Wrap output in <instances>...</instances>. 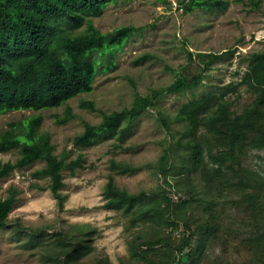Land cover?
Masks as SVG:
<instances>
[{
  "label": "rangeland",
  "instance_id": "obj_1",
  "mask_svg": "<svg viewBox=\"0 0 264 264\" xmlns=\"http://www.w3.org/2000/svg\"><path fill=\"white\" fill-rule=\"evenodd\" d=\"M185 2L188 0H119L109 3L102 14L91 16L102 32L125 25L136 26L137 30L116 51L112 66L104 69L99 65L94 89L69 100L75 117L67 123L55 121V114H63L65 106L12 110L0 115L2 132L10 122L42 113L41 129L51 134L59 158L66 162L80 154L85 158L82 167L63 171V207L50 188V178L34 175L45 167L43 160L0 181L1 198L7 197L13 187L17 191L7 224L0 226V264H151L166 258L170 246L165 243L188 251L190 246L185 243L189 231L184 225L165 228L133 224L121 210L104 205V190L112 172L117 185L132 193L163 185L174 198L179 192L183 197L193 193L199 198L218 200L222 230L209 239L202 252L196 253L194 264H260L264 257L250 253L243 239L256 222L239 191L230 190L226 182L209 183L202 170L191 176L180 173L181 159L175 155L169 164L174 167L169 178L171 186L165 183L158 164L165 148L171 147L173 153L185 129V124L175 119L184 103L220 94L227 86L233 87L225 98L235 113L243 112L257 99L258 93L241 80L251 54L264 50V0H229L225 9L196 7L191 11L184 7ZM180 73L190 77L202 74L203 82L178 93L163 92L155 106L136 119L124 139L116 135L86 147L75 145L74 139L84 131L86 122L99 124L104 112L131 106L137 92L151 94L172 83ZM84 102H92L95 109ZM165 116L170 121L168 126L162 119ZM258 120L263 125H255L238 152L240 162L235 166L239 173V167L264 172V147L257 144L264 136V117ZM199 135L203 137L205 132ZM19 156L18 147L0 152V163L15 162ZM111 159L140 169L117 172L111 167ZM206 162L209 172L212 163L209 158ZM194 213L195 220L202 213L197 203ZM232 228L235 231L228 235ZM239 228L243 229L240 235L236 233ZM134 240L141 244L150 241L156 250L148 259L137 258L131 254ZM78 243L89 244L91 253L78 261L67 259L66 252Z\"/></svg>",
  "mask_w": 264,
  "mask_h": 264
},
{
  "label": "trees",
  "instance_id": "obj_2",
  "mask_svg": "<svg viewBox=\"0 0 264 264\" xmlns=\"http://www.w3.org/2000/svg\"><path fill=\"white\" fill-rule=\"evenodd\" d=\"M118 1L0 0V115L12 110L39 111L65 106L63 114H55V121L64 124L75 117L69 100L94 89L99 65L104 69L112 66L116 51L137 30L136 26L125 25L102 32L95 25L91 16L102 14L109 3ZM228 3L229 0H188L184 7L189 11L196 7L225 9ZM203 77L202 74L190 77L180 73L172 83L154 89L151 94L137 92L131 106L104 112L99 124L86 122L84 131L74 139L75 145L86 147L101 138L116 135L124 139L136 119L145 110L154 107L163 92L178 93L196 87L203 82ZM241 83L258 93L253 104L241 113H235L225 98L228 90L233 88L230 86L220 94L194 98L178 109L175 119L183 122L185 129L176 141L173 153L171 147L165 148L158 169L164 174L165 183L172 186L169 178L174 167L169 164L174 155L179 156L180 173L191 176L202 170L209 183L219 185L220 181L226 182L230 190L239 191L251 219L256 222L243 237L244 242L250 247V253L264 257V172L239 167V173L235 166L240 162L238 152L245 146L248 133L257 123L263 125L258 119L264 117V50L251 54ZM83 105L95 109L92 102H84ZM162 119L168 126V118L165 116ZM43 120L42 113L33 114L20 122H10V127L0 132V152L20 148V156L15 162L0 163V181L18 169L43 160L45 167L34 175L50 178V188L60 207H63V171L82 167L85 158L82 154L70 162L59 158L54 152L51 134L41 129ZM200 131L205 132L203 137H200ZM262 137L257 140L260 147H264ZM181 149L183 152H180ZM206 158L212 163L209 172ZM111 167L122 173L140 169L138 165L115 159H111ZM210 191L217 194L215 189ZM104 198L107 208L121 210L133 224H153L165 228L184 225L189 231L185 243L190 246L188 251L165 243V246H170L166 258L151 264H194L196 253L202 252L209 239L222 230L223 214L218 209L220 203L216 198L207 200L193 193L183 197L179 192L174 198L163 185L155 190L132 193L117 185L113 172L105 186ZM16 201L14 187L7 197H0V226L7 224ZM195 203L202 210L196 220ZM230 231L228 235L235 230L232 228ZM242 231L239 228L236 233L240 235ZM155 250L156 245L150 241L145 240L142 244L137 240L131 242V254L137 258L148 259ZM91 251L89 244L78 243L66 252V256L78 261ZM260 264H264V258Z\"/></svg>",
  "mask_w": 264,
  "mask_h": 264
}]
</instances>
